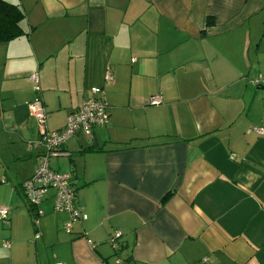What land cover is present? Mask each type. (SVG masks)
<instances>
[{"label":"crops","instance_id":"crops-1","mask_svg":"<svg viewBox=\"0 0 264 264\" xmlns=\"http://www.w3.org/2000/svg\"><path fill=\"white\" fill-rule=\"evenodd\" d=\"M4 1L24 34L0 42V264H264V0ZM94 88L108 123L49 161L86 220L65 233L50 190L35 226L28 105L59 131Z\"/></svg>","mask_w":264,"mask_h":264},{"label":"built area","instance_id":"built-area-1","mask_svg":"<svg viewBox=\"0 0 264 264\" xmlns=\"http://www.w3.org/2000/svg\"><path fill=\"white\" fill-rule=\"evenodd\" d=\"M29 79L34 84V91L37 95L40 93L38 85V76L33 73ZM104 81L109 83L112 81L111 74L105 73ZM158 98H151L150 105H158ZM30 115L34 118L37 125L41 128L39 140L31 142L30 146L42 147L43 151L36 156L35 168L32 176L22 184V191L25 200L32 206H37L43 200L48 191H54V205L56 212L65 213L68 215L67 222L63 225V231L70 233L74 224L86 220V216L81 213L78 207L74 204L75 195L71 188L70 174H59L52 171L49 167L51 158L61 155H66L61 148L64 146L67 139L73 137L78 131H83L90 134L94 127L105 126L108 123L107 104L105 102L103 91L100 88H94L90 91V96L85 99L75 113L69 115L66 119L63 129L54 132L44 130L46 116L43 104L39 97H36L33 102L28 105ZM258 134L264 133V129H254ZM8 208L0 206V222L5 224L8 221ZM39 211H36V216L32 219L33 224L37 226ZM121 233L116 231L110 237L109 243L113 249L119 248L118 240ZM35 239H38L36 234ZM5 248H8L6 243ZM61 264V263H56ZM116 264H121V261L116 260Z\"/></svg>","mask_w":264,"mask_h":264},{"label":"trees","instance_id":"trees-1","mask_svg":"<svg viewBox=\"0 0 264 264\" xmlns=\"http://www.w3.org/2000/svg\"><path fill=\"white\" fill-rule=\"evenodd\" d=\"M23 18H24V13L19 6L15 4L7 3L4 0H0V42H8L24 34V31L20 26V23L23 20ZM62 148L61 151H63ZM71 186H72V176H71ZM71 188L73 189V187ZM28 206L31 211H34V213L32 214V219H33L36 216V211H37L36 207L30 204H28Z\"/></svg>","mask_w":264,"mask_h":264},{"label":"rangeland","instance_id":"rangeland-1","mask_svg":"<svg viewBox=\"0 0 264 264\" xmlns=\"http://www.w3.org/2000/svg\"><path fill=\"white\" fill-rule=\"evenodd\" d=\"M60 160H62V162L65 161V159H60ZM55 162H56L55 159H52V160L50 161V165L53 166Z\"/></svg>","mask_w":264,"mask_h":264}]
</instances>
